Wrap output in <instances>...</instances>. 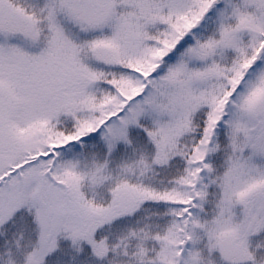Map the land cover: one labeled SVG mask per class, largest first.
I'll return each instance as SVG.
<instances>
[{
  "label": "snow or ice",
  "instance_id": "6c2138e0",
  "mask_svg": "<svg viewBox=\"0 0 264 264\" xmlns=\"http://www.w3.org/2000/svg\"><path fill=\"white\" fill-rule=\"evenodd\" d=\"M0 264H264V0H0Z\"/></svg>",
  "mask_w": 264,
  "mask_h": 264
}]
</instances>
